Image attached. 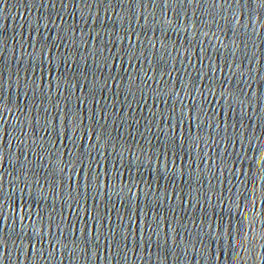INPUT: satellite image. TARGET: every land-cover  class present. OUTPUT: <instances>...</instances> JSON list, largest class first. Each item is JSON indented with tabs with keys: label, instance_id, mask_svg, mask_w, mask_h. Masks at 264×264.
I'll return each instance as SVG.
<instances>
[{
	"label": "water",
	"instance_id": "obj_1",
	"mask_svg": "<svg viewBox=\"0 0 264 264\" xmlns=\"http://www.w3.org/2000/svg\"><path fill=\"white\" fill-rule=\"evenodd\" d=\"M0 264H264V0H0Z\"/></svg>",
	"mask_w": 264,
	"mask_h": 264
}]
</instances>
